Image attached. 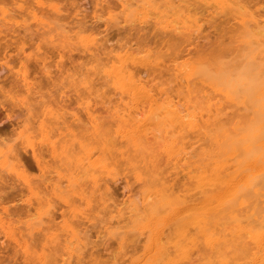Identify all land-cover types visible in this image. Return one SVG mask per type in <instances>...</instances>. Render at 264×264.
Wrapping results in <instances>:
<instances>
[{
  "label": "rangeland",
  "instance_id": "1",
  "mask_svg": "<svg viewBox=\"0 0 264 264\" xmlns=\"http://www.w3.org/2000/svg\"><path fill=\"white\" fill-rule=\"evenodd\" d=\"M122 1L129 2L0 0V162L7 163L0 165V216L14 237L23 235L30 243L26 255L0 230V264H42L41 257L43 264H131L146 244L145 231L139 229L148 218L142 191L164 186L190 203L201 202L190 176L219 158L223 144L215 142H227L252 121L245 96L233 93L228 99L214 92L201 71L239 67L244 52L240 15L252 14L263 23L264 0H232L223 9L209 0H175L171 9L153 0L159 8L144 22L125 18ZM186 15L197 26L181 27L178 22ZM166 20L177 29L165 28ZM76 32L95 38L91 54L78 44ZM261 42H253L259 55L264 54ZM126 50L153 61L147 67L129 66L153 98L196 114L199 129L164 121L150 126L148 135H137L136 146L121 137L120 117L135 101L116 91L106 72L112 58ZM190 66L196 71L188 90L179 67ZM87 106L95 126L86 116ZM137 107L132 128L152 113L146 100ZM49 109L53 118L44 114ZM173 139L184 147L182 159L169 160L162 150ZM263 199L250 192L239 212H259ZM64 222L80 232L79 245H69ZM172 231L167 225L163 234L169 256L175 254L169 248ZM251 247L247 240L229 238L217 247L224 252L217 256L200 242L178 264H250Z\"/></svg>",
  "mask_w": 264,
  "mask_h": 264
},
{
  "label": "bare ground",
  "instance_id": "2",
  "mask_svg": "<svg viewBox=\"0 0 264 264\" xmlns=\"http://www.w3.org/2000/svg\"><path fill=\"white\" fill-rule=\"evenodd\" d=\"M130 1L132 0L120 3L122 14L127 19H139L144 22L149 18L150 12L152 13V10L155 11L157 8L151 2L153 0H135L134 3ZM161 1L167 9L169 7L171 9L172 6L175 7L176 4L175 0ZM231 1L209 0V4L218 9H223L231 5ZM51 9L55 12L59 11L57 6H52ZM33 16L43 26L49 27L50 22H45L36 14ZM190 17L189 15L184 16V21L178 22V24H181L184 29L191 25L197 26V20H192ZM239 23L244 43L242 62L239 67L232 72L221 68L215 71L203 69L201 72L206 79L213 83L211 88L214 92L223 93L224 97L228 99H232L231 94L233 93L245 96L253 109L252 121L237 136L227 138V142H215L218 145L223 144L220 146L221 155L219 158L212 161L211 164L209 163V166L200 170L197 169L196 174L190 176L193 190L202 197L201 202L190 203L184 195L168 192L164 186L148 187L142 191V207L147 210L148 218L139 229L141 232L145 231L146 244L142 256L132 260L131 264H178L188 260L200 242L215 251V254L219 253L217 256H221L224 252L217 247L226 244L229 238L247 240V244L252 246L250 251L254 250V252L249 253L250 256H253L250 264L264 263V199L262 209L259 212L247 211L244 214L239 212L242 207L246 206V196L250 192L255 195L262 194L264 198V191L261 193V189L264 187V54L259 55L260 52H258L257 47L253 46V42L259 45L262 44L261 41H264V21L262 23L252 14L245 13L240 15ZM164 27L171 31L177 29L171 20H166ZM75 36L78 39V44L91 54L96 45L95 38L90 34L79 36V32H76ZM148 59L135 56L126 50L112 58L110 69L106 72L113 88L135 101L133 105H125L128 109L124 108V115L120 117L123 127L118 130L122 138L132 140L135 146L137 145V135H148L150 126L162 124L164 121L171 124H182L190 130L200 128L196 114L192 115V112L188 113V111L184 114V111L179 109L171 100L159 102L154 99L142 78H139L129 67L130 65L147 67L153 62ZM179 71L185 79L184 86L190 90V77L196 68L194 66L179 67ZM22 76L29 90L31 86L26 80L27 76ZM142 100L148 101L150 112L152 111L151 116L144 118L141 126L132 128V122L135 120L132 116L139 111H137V102ZM89 107H86L88 108L86 116L89 122L94 125V112ZM49 110L51 112L44 111L46 112L44 114L50 113L49 116L53 118L51 113L54 112ZM215 110L219 114L220 107H216ZM156 113L160 116H158L159 120L157 121L152 119ZM187 115H190L189 118ZM148 125L149 127H147ZM53 149L55 151L54 146ZM162 150L169 160L183 158L181 155L184 152V147L180 146L176 139L164 144ZM0 165L4 167L7 163L5 161L0 162ZM101 166L106 172H109L107 164ZM24 181L27 182L26 179ZM95 182L96 179H94ZM1 211L3 213L8 212L4 207ZM48 211L46 210V213ZM161 211H166L167 214L161 216ZM44 213L42 212L41 215ZM41 215L39 214V218ZM42 217L39 219L40 221H42ZM167 225L171 226L173 230V241L169 248L175 253L172 255L174 257L169 256L168 248L163 243L164 228ZM8 226L7 222L0 216V230L5 238L10 237L14 242V248L21 249L26 255L29 254L30 243H28V239L23 235H21V240L19 237H14L12 229ZM63 227L65 233L68 232L66 238L69 245L76 243L79 245L81 243L80 232L68 222H64ZM32 235L30 233V239L34 241ZM43 236H47V234H43ZM51 237L52 235L49 238ZM75 247L77 246L75 245ZM40 261H43L41 262L43 264L44 258L41 257ZM219 263L224 264L225 260H220Z\"/></svg>",
  "mask_w": 264,
  "mask_h": 264
}]
</instances>
